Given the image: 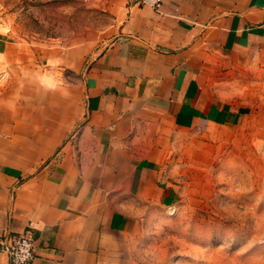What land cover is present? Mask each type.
Instances as JSON below:
<instances>
[{
	"label": "crops",
	"instance_id": "obj_1",
	"mask_svg": "<svg viewBox=\"0 0 264 264\" xmlns=\"http://www.w3.org/2000/svg\"><path fill=\"white\" fill-rule=\"evenodd\" d=\"M114 18L106 47L67 59L71 98L22 100L36 85L0 81V235L30 228L32 264H130L120 240L176 187L161 158L175 132L242 120L213 86L220 60L264 59V0H119ZM5 60L16 67L22 52L0 35ZM21 103L47 109L22 126Z\"/></svg>",
	"mask_w": 264,
	"mask_h": 264
},
{
	"label": "rangeland",
	"instance_id": "obj_2",
	"mask_svg": "<svg viewBox=\"0 0 264 264\" xmlns=\"http://www.w3.org/2000/svg\"><path fill=\"white\" fill-rule=\"evenodd\" d=\"M118 2L0 0V35L22 52L16 67L5 60L0 81L36 85L16 92L22 100L71 98L76 73L67 59L83 55L88 62L109 44ZM220 62L213 86L242 120L206 136L175 132L161 158L177 176L176 187L169 203H150L138 213L120 240L130 264H264V59ZM61 105L48 115L58 118ZM14 109L26 126L47 108L21 103Z\"/></svg>",
	"mask_w": 264,
	"mask_h": 264
},
{
	"label": "built area",
	"instance_id": "obj_3",
	"mask_svg": "<svg viewBox=\"0 0 264 264\" xmlns=\"http://www.w3.org/2000/svg\"><path fill=\"white\" fill-rule=\"evenodd\" d=\"M142 6H149L158 10L162 0H133ZM5 255L9 264H32L35 255L34 240L30 228L22 232H12L3 229L0 235V256Z\"/></svg>",
	"mask_w": 264,
	"mask_h": 264
}]
</instances>
